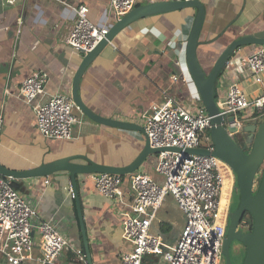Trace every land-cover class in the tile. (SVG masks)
I'll list each match as a JSON object with an SVG mask.
<instances>
[{
  "label": "crops",
  "instance_id": "1",
  "mask_svg": "<svg viewBox=\"0 0 264 264\" xmlns=\"http://www.w3.org/2000/svg\"><path fill=\"white\" fill-rule=\"evenodd\" d=\"M169 1L172 0L157 2ZM199 1L205 5L206 15L197 52L202 68L209 74L233 41L264 30V0ZM109 3L110 0H17L9 4L0 0V164L6 169L25 172L76 155L101 165L127 167L143 151V131L99 123L79 108L75 110L78 122L70 140L48 138L37 127L32 105L19 96L27 77L44 72L49 77L45 99L56 94L73 98L74 78L86 57L66 43L77 20L76 8L87 5L90 19L104 24ZM148 4L152 3L139 0L136 7ZM197 15L195 7H186L146 14L123 27L81 77L83 102L101 116L142 126L146 116L156 113L169 99L189 105L195 98L199 105L203 104L187 62L188 40ZM119 20L111 18V29ZM260 46L245 44L232 55L228 68L218 77L216 102L226 96L234 82L252 99L261 93L264 74L263 83L258 84L240 67L242 57ZM157 163L158 153H150L136 170L120 174L127 192L130 176L136 171L163 182L156 171ZM94 174L77 175L89 261L122 264V256L132 246L123 237L120 210L112 199L97 191ZM16 178L15 187L36 206L38 218L53 220L64 235L86 250L77 198L71 196L70 173ZM48 178L50 182L46 184ZM167 198L152 232L174 243L185 220L184 215L180 223L163 217L171 203L177 206L173 198L172 202ZM70 258L71 254L65 252L57 264H66Z\"/></svg>",
  "mask_w": 264,
  "mask_h": 264
},
{
  "label": "built area",
  "instance_id": "2",
  "mask_svg": "<svg viewBox=\"0 0 264 264\" xmlns=\"http://www.w3.org/2000/svg\"><path fill=\"white\" fill-rule=\"evenodd\" d=\"M16 1L7 0L9 4ZM138 1L110 0L104 24L94 23L89 17V7L80 5L76 8L77 20L66 43L76 52L87 55L111 30V18H123L136 8ZM240 67L255 83L262 84L264 45L242 57ZM48 79L47 73H33L21 84L19 96L32 105L42 135L70 140L78 122L75 110L79 107L71 96L64 94L45 99ZM216 103L223 116L235 117L229 124L238 127L241 122L237 116L247 118L250 114L251 121H255L257 116L264 114V88L252 99L234 82L226 96ZM211 120L205 106L199 105L195 98L189 105L169 99L156 113L146 116L144 127L150 133L153 148L215 149L209 134L213 127ZM2 124L0 115V129ZM156 171L163 182L145 172L132 173L129 193L124 178L118 173L92 176L97 191L115 202L123 218V237L132 247L122 256V264H221V204L222 196L228 193L226 172L217 155L161 150ZM16 179L0 172V264H57L65 252L71 254L66 264H91L84 248L64 235L53 220L38 218L36 206L15 187ZM49 182L50 179H46L45 183ZM71 196L75 198L72 186ZM168 196L174 199L185 220L174 243H167L152 232ZM244 225L247 226V222ZM147 255H154L155 261L145 262Z\"/></svg>",
  "mask_w": 264,
  "mask_h": 264
},
{
  "label": "water",
  "instance_id": "3",
  "mask_svg": "<svg viewBox=\"0 0 264 264\" xmlns=\"http://www.w3.org/2000/svg\"><path fill=\"white\" fill-rule=\"evenodd\" d=\"M186 7H195L198 12L188 40L187 62L191 76L202 98V102L208 114L212 117V143H215L216 149H200L179 146H160L158 148H153L150 144V133L146 127L101 116L91 110L83 102L80 96V79L86 72L89 64L123 27L146 14ZM205 15V5L199 0H172L169 2H155L145 6L136 7L129 14L121 18L105 37L86 55L81 67L77 71L74 78L73 98L79 109L82 110L87 117L110 126L138 129L146 132L145 147L136 160L129 166L114 167L101 165L81 155L62 158L41 166L40 168L25 172L11 171L0 164L1 173L19 178L48 175L57 172L70 173L75 198H77L76 201L86 249L85 252H87V258L89 260L88 240L80 201L77 197V175L86 173H131L141 166L147 155L150 153H159L161 150H185L188 153L217 155L218 161L224 166L226 172V189L228 196H222L221 204V235L223 236L224 250L221 264H233L231 260L232 255L230 256L229 252L231 251L229 250V245L234 240L241 242L246 247V253H243L241 256H235L236 259L233 258V262L238 264H264V170L261 174L258 173L260 168L262 166L264 167V124L259 128H255L256 135L250 153H245L244 149H242L231 136L232 133L237 131L238 127L230 124L228 127L224 126L226 117L220 113L215 98L218 77L224 69L228 68L232 55L239 47L245 44L253 43L264 45V30L233 41L220 54L212 71L209 74H206L199 62L197 52L199 36L203 28ZM234 120V116L229 117V123H233ZM256 177H260V181L258 187L254 188ZM237 184L240 189V196L237 195L235 197ZM254 191L256 194H254ZM236 206L237 209H235ZM245 212H249L252 215L253 223L249 232L242 233L241 231H236V228ZM227 229L228 232L226 235Z\"/></svg>",
  "mask_w": 264,
  "mask_h": 264
},
{
  "label": "flooded vegetation",
  "instance_id": "4",
  "mask_svg": "<svg viewBox=\"0 0 264 264\" xmlns=\"http://www.w3.org/2000/svg\"><path fill=\"white\" fill-rule=\"evenodd\" d=\"M237 117H238V120L241 118V116H237ZM241 119H243V122H241L239 120L241 122V125L238 126L237 131L232 133L231 136H232L233 140L241 148H243L245 152L248 151V154H249L250 150H251L252 143L255 139V135H256L255 128H257V126L254 123L255 121H251V118H241ZM259 181H260V177H258L257 182H256V186H254V188L258 187ZM254 194H256L255 191H254ZM237 195L240 196V189L238 187V184H237V188L235 190V197ZM235 197H234V200H235ZM235 209H237V206ZM232 212H233V209H232ZM249 217H250L249 212H245L243 214V216H242V218H241V220H240V222L236 228V231H241L242 233H247L250 231L251 224H250ZM244 222H247V226L244 225ZM227 232H228V229L226 231V235H227ZM245 248L246 247L241 242H239L237 240L232 241V243L229 245V250H231L229 252H230V256L232 255L231 260H232L233 264H238V263L233 262V258L236 259L235 256H237V255L241 256L244 253L243 251L245 250ZM223 253H224V250H223Z\"/></svg>",
  "mask_w": 264,
  "mask_h": 264
},
{
  "label": "rangeland",
  "instance_id": "5",
  "mask_svg": "<svg viewBox=\"0 0 264 264\" xmlns=\"http://www.w3.org/2000/svg\"><path fill=\"white\" fill-rule=\"evenodd\" d=\"M249 116H250V114H247V118H249ZM229 117L230 116H227L226 117V122H225V125L224 126H226V127H228V125H229ZM241 118H243L242 116H241ZM239 119L241 122H243V119ZM255 125L257 126V128H259L262 124H264V114L263 115H259V116H257V118H256V120H255ZM212 129H213V127L209 130V134L211 135V137H212ZM214 145H215V143H214ZM215 149H216V146H215ZM243 149V148H242ZM245 153H248V151L247 152H245ZM263 170H264V167L262 166L261 168H260V170H259V172L258 173H262L263 172ZM167 199H169V201L170 202H172V197L170 196H168V198ZM164 215H163V217L166 219V220H168V221H175V222H177V223H180L181 222V220H182V218H183V214H182V212L179 210V208H178V206H174L172 203L169 205V207H168V209H167V212H165V213H163ZM157 223V221L154 223V224H156ZM154 226V225H153ZM175 242V241H174ZM173 243V242H172ZM244 253H246V248H245V250H244ZM152 261H155V256L154 255H147V256H145V262H151L152 263Z\"/></svg>",
  "mask_w": 264,
  "mask_h": 264
},
{
  "label": "trees",
  "instance_id": "6",
  "mask_svg": "<svg viewBox=\"0 0 264 264\" xmlns=\"http://www.w3.org/2000/svg\"><path fill=\"white\" fill-rule=\"evenodd\" d=\"M215 98L217 99L218 98V96L217 95H215ZM249 219H250V224L252 225V223H253V217H252V215L250 214V217H249Z\"/></svg>",
  "mask_w": 264,
  "mask_h": 264
}]
</instances>
